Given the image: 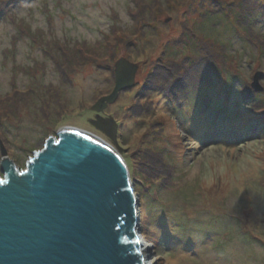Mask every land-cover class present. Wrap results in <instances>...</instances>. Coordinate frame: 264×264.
I'll use <instances>...</instances> for the list:
<instances>
[{
  "label": "rangeland",
  "instance_id": "rangeland-1",
  "mask_svg": "<svg viewBox=\"0 0 264 264\" xmlns=\"http://www.w3.org/2000/svg\"><path fill=\"white\" fill-rule=\"evenodd\" d=\"M248 1L5 0L0 155L21 169L54 129L87 131L128 161L144 263L264 264V19L248 15L264 0ZM119 57L134 84L96 112ZM142 160L162 165L142 177Z\"/></svg>",
  "mask_w": 264,
  "mask_h": 264
},
{
  "label": "water",
  "instance_id": "water-1",
  "mask_svg": "<svg viewBox=\"0 0 264 264\" xmlns=\"http://www.w3.org/2000/svg\"><path fill=\"white\" fill-rule=\"evenodd\" d=\"M137 63L119 57L102 111L134 84ZM253 75L254 90H260ZM18 169L0 155V264H144L137 194L124 158L104 140L63 126ZM90 138V139H89Z\"/></svg>",
  "mask_w": 264,
  "mask_h": 264
},
{
  "label": "trees",
  "instance_id": "trees-1",
  "mask_svg": "<svg viewBox=\"0 0 264 264\" xmlns=\"http://www.w3.org/2000/svg\"><path fill=\"white\" fill-rule=\"evenodd\" d=\"M4 1L5 0H0V5L1 4H3L4 3ZM249 3H252L253 4V0H249L248 1ZM263 4V3H262ZM2 8V5L0 6V9ZM264 8V7H263ZM263 8H259V9H256V10H252L251 11V13L250 14H248L249 15V17H250V20H251V18H254V19H264V12L262 13V10H263ZM0 11H2V10H0ZM209 60H211L210 59V57L208 58H205L204 57V59H203V61H202V65L203 66H205V65H207L208 63H209ZM199 62H200V60H199ZM198 62V63H199ZM160 67H162V69H165L163 72H161L160 74H159V72L157 73V77L156 78H159V80H160V78H162V79H164V81L165 82H174V74H176V72L178 71L176 68H174L175 67V64L173 65V63L171 64H168V65H166V63H165V65H160ZM211 67V66H210ZM208 68V67H207ZM206 69V68H205ZM211 70V69H210ZM215 71L218 73V71L215 69ZM178 73V72H177ZM160 75H163L162 77L160 76ZM153 80H154V76H153V78H152ZM152 79H150V80H152ZM153 80H152V82H153ZM151 88V87H150ZM167 94H168V92H167ZM166 94V95H167ZM220 126H222L221 125V122H220V124H219ZM124 158V160H125V162H126V164L128 165V161L126 160V158L125 157H123ZM159 161L160 160H153L152 162H150V163H148L147 161H145V163H143V160L142 161H140L139 162V164H140V166H139V169L141 170L140 171V176H146V173H145V171L143 170V169H145V166H149L150 167V169H149V171L151 170H153V168H156V165H155V162L156 163H158L159 165H162L161 163H159ZM148 163V164H147ZM144 165V166H143ZM158 169V168H157ZM133 171L134 170H132V173H133ZM131 173V169L129 168V174ZM142 176V177H143ZM145 178V177H144ZM144 178H142V184H143V187H141V189L143 190V188H144V191H146V181H145V179ZM143 191V192H144Z\"/></svg>",
  "mask_w": 264,
  "mask_h": 264
},
{
  "label": "bare ground",
  "instance_id": "bare-ground-1",
  "mask_svg": "<svg viewBox=\"0 0 264 264\" xmlns=\"http://www.w3.org/2000/svg\"><path fill=\"white\" fill-rule=\"evenodd\" d=\"M93 135H94V134H93ZM95 136H96V135H95ZM96 137H98V136H96ZM98 138H100V137H98ZM100 139H101V138H100ZM102 140H103V139H102ZM137 238L139 239V242L141 243L140 245H142V242H143L144 240L142 239V240H143V241H142L140 235H138V234H137ZM144 242H145V241H144ZM144 242H143V243H144ZM146 243H147V242H146ZM149 246H150V244L147 243V245H143V247H141V246L139 247L140 250H141L140 252H141L142 257H143V253H145V251H147L146 249H147ZM144 264H147V263H144Z\"/></svg>",
  "mask_w": 264,
  "mask_h": 264
},
{
  "label": "clouds",
  "instance_id": "clouds-1",
  "mask_svg": "<svg viewBox=\"0 0 264 264\" xmlns=\"http://www.w3.org/2000/svg\"><path fill=\"white\" fill-rule=\"evenodd\" d=\"M135 194V193H134Z\"/></svg>",
  "mask_w": 264,
  "mask_h": 264
},
{
  "label": "snow or ice",
  "instance_id": "snow-or-ice-1",
  "mask_svg": "<svg viewBox=\"0 0 264 264\" xmlns=\"http://www.w3.org/2000/svg\"><path fill=\"white\" fill-rule=\"evenodd\" d=\"M90 139V138H89Z\"/></svg>",
  "mask_w": 264,
  "mask_h": 264
}]
</instances>
